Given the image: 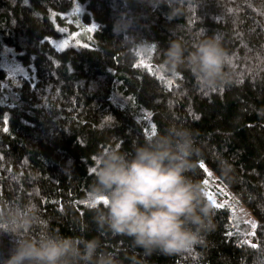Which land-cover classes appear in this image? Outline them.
Returning <instances> with one entry per match:
<instances>
[{
	"label": "trees",
	"instance_id": "16d2710c",
	"mask_svg": "<svg viewBox=\"0 0 264 264\" xmlns=\"http://www.w3.org/2000/svg\"><path fill=\"white\" fill-rule=\"evenodd\" d=\"M198 2L187 19H170L167 5L147 0H0V197L33 200L66 235L87 225L98 236L86 203L95 153L130 150L175 122L201 150L190 175L213 207L212 229L183 254L144 256L110 235L102 245L123 264L133 255L141 264H252L264 252V0ZM121 12L151 47L114 35ZM177 24L189 47L201 32L221 35L233 83L208 93L187 71L165 72L162 50ZM10 248L0 236V255Z\"/></svg>",
	"mask_w": 264,
	"mask_h": 264
},
{
	"label": "clouds",
	"instance_id": "9594fccd",
	"mask_svg": "<svg viewBox=\"0 0 264 264\" xmlns=\"http://www.w3.org/2000/svg\"><path fill=\"white\" fill-rule=\"evenodd\" d=\"M158 8L167 5L168 17L187 19L198 0H147ZM136 19L129 12L119 13L113 33L129 46L151 47L137 42L132 34ZM172 29L168 47L162 50L165 72L176 75L187 71L201 91L211 93L233 83L231 56L218 32H201L189 47L180 32ZM201 150L193 131L171 122L142 140L130 150L106 147L93 157V182L86 203L98 236H88L87 225L78 234H65L51 228L33 200L9 201L0 197V236L10 238L7 256L0 264H123L116 251L102 245L100 236L126 237L132 248L144 256L154 253L175 255L190 252L202 244L204 233L213 227V207L205 199L202 185L193 180ZM221 172L231 171L226 161ZM139 255V253L137 254ZM130 264H141L136 255ZM264 252L255 250L252 264H260Z\"/></svg>",
	"mask_w": 264,
	"mask_h": 264
},
{
	"label": "rangeland",
	"instance_id": "374dc122",
	"mask_svg": "<svg viewBox=\"0 0 264 264\" xmlns=\"http://www.w3.org/2000/svg\"><path fill=\"white\" fill-rule=\"evenodd\" d=\"M10 71L12 73H19V72H23L24 70L17 64H11L10 65Z\"/></svg>",
	"mask_w": 264,
	"mask_h": 264
}]
</instances>
